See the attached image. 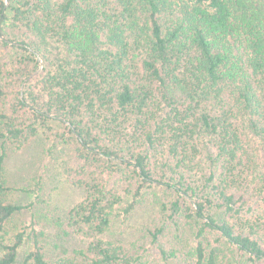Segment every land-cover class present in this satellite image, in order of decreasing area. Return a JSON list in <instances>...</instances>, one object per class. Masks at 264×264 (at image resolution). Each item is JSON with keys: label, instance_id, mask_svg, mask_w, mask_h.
Segmentation results:
<instances>
[{"label": "trees", "instance_id": "trees-1", "mask_svg": "<svg viewBox=\"0 0 264 264\" xmlns=\"http://www.w3.org/2000/svg\"><path fill=\"white\" fill-rule=\"evenodd\" d=\"M0 47V78L23 86L9 100L0 82V230L24 209L6 199V142L39 123L61 122L128 185L87 181L56 236L80 246L57 252L32 218L0 235V264L264 262V0H0ZM22 54L43 60L36 82ZM160 191L137 240L109 237L120 206Z\"/></svg>", "mask_w": 264, "mask_h": 264}, {"label": "rangeland", "instance_id": "rangeland-1", "mask_svg": "<svg viewBox=\"0 0 264 264\" xmlns=\"http://www.w3.org/2000/svg\"><path fill=\"white\" fill-rule=\"evenodd\" d=\"M20 57L25 67L35 70L32 77L36 82L43 74V60L40 58L37 68L35 60L23 54ZM10 60L7 47H0V63L9 68ZM8 72L7 69L3 72V79L0 78V82L7 92V99L11 100L19 90L23 89V86L9 78ZM0 106L2 107L1 101ZM38 126L37 135L28 144L6 142L7 159L2 176V180L9 187L6 199L8 202L23 205L24 209L17 213L3 230H0V235L9 238L25 222L35 218L52 236V247L57 252H63L82 243V240L75 235L64 234L66 239L61 240L56 236L61 228L58 224L59 219H64L67 213L84 199L86 195L84 186L87 181L96 176L100 180L107 181L108 186L113 190H126L128 185L124 184L125 180L117 170L115 161H108L102 156L86 151H82L85 155L81 156L77 140L61 122L50 120L39 123ZM53 132H58L64 137L51 139L49 134ZM147 190L151 192L153 189L147 188ZM158 193L161 198H156L153 194L144 195V200L127 216L123 215V207L120 206L109 237L121 239L125 244L137 240L144 228L155 219L160 209L159 201L167 198L161 191ZM254 207L257 210L252 219L260 221L264 218V211L258 205ZM188 237L191 238V235L187 236V241ZM184 238H177L172 233L169 243L180 247L179 243H182ZM244 259L246 260L247 256H244ZM170 264L183 263L175 258ZM246 264L252 263L248 261ZM257 264L264 262L259 261Z\"/></svg>", "mask_w": 264, "mask_h": 264}]
</instances>
